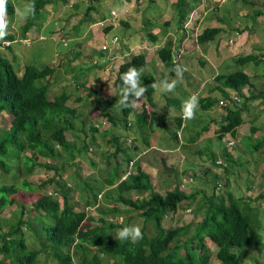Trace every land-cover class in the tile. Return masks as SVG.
<instances>
[{"label":"trees","instance_id":"obj_1","mask_svg":"<svg viewBox=\"0 0 264 264\" xmlns=\"http://www.w3.org/2000/svg\"><path fill=\"white\" fill-rule=\"evenodd\" d=\"M56 1L58 0H33L36 8L35 16L23 21L19 36L24 37L27 28L40 18L41 10ZM226 1L223 2L224 16H220L227 18L228 21L233 18L230 15L234 13V6L232 2L226 4ZM238 1L240 0L235 3L238 8H242ZM192 2L194 0H175L172 4L178 23L183 22ZM219 3L220 0L213 1L214 8L211 10L220 11L215 9V5ZM242 3L255 6L253 0H242ZM13 4V0H8L9 21L14 17ZM252 12V15L260 13L258 9H253ZM220 31L221 28L217 26L203 29L197 36L198 44L213 40ZM15 35L10 33L5 39L12 41ZM148 36L154 41L157 38L153 34ZM171 44L172 41L169 39L159 50L160 58L167 67L175 65L172 60ZM253 59L256 60L257 57L245 56L239 60L245 62ZM144 64L145 57L140 53L133 55L119 66L115 78L118 95L122 87L120 75L130 67L138 69ZM52 73L53 68L48 65L37 66L26 63L23 73L18 75L12 61L0 51V111L6 110L11 116L9 129L0 133V174L2 171L0 211L8 205H16L7 230H2L0 227V264H206L211 256L218 259L221 264H245L243 258H251L253 264H260L257 258L246 253V248H264V241L259 234L263 225L261 221L264 207L260 204L264 203V186L262 192L255 198L244 194L237 195L229 189L225 191L226 180L214 174L213 177L217 176L214 180L215 191L209 195L202 194L200 204L195 209L201 213V219L193 226L190 236L185 238L182 236L187 235L191 223L165 227L163 220L184 201L191 200L192 203L197 194L203 193L202 189L187 194L176 185L172 190L161 193L155 190L148 173L139 166L135 169L128 167V160L125 158L117 160L116 164L108 169L94 167L98 172H103L105 186L115 188L116 197L131 200L127 209H122L115 197L116 205L106 210L98 209L100 216L93 223L94 219L84 210L76 209L77 202L72 194L73 191L78 190L85 206L93 205L97 194L104 186L102 185V188L95 192L88 181L77 182L73 185L74 190L70 188L71 183L67 182L65 188L57 186L54 193L42 192L35 200L25 202L21 197V189L33 192L41 190L53 181L58 182L61 179L59 168L63 169L64 165L71 162L83 149L79 150L75 147L65 134L66 130L73 129L69 114H75L74 108L66 103L69 97L67 92L64 90L53 98L48 97L49 81L45 78ZM214 79L224 98L230 101L229 104H237V102L227 95L224 88H232L240 92L250 83L249 76L241 70L217 74ZM153 82H157L153 76L141 78V85L149 86L145 94L150 102L153 100L154 90L150 87ZM238 95L244 97L240 93ZM260 95L261 93H257L251 98ZM199 100L206 109L220 99L207 96ZM108 103L109 100L100 99L97 107H100L101 113L106 114L111 123H114V116L105 113L102 109ZM121 110L124 116L122 123L126 124V118L132 107ZM241 112L240 107L226 108L217 130L219 138H222L226 132L235 135L236 128L244 121ZM146 115L145 112L137 114V126L145 120ZM177 122L180 126V120ZM96 129L92 126L91 131ZM254 130L255 128H252V132ZM173 134L176 136V132ZM112 141L118 152L121 147L118 138L112 137ZM57 149L67 154V158L62 162L63 166L56 168L50 162H38L39 157H60ZM124 152L128 154V151L124 150ZM225 156V160L232 159L226 151ZM13 159L16 162L13 163ZM216 164L225 168V171L228 170L226 166H231L223 160L222 163ZM37 165L53 168L54 174L48 180L35 184L26 176L31 175ZM9 166H14V173L10 174ZM128 169L130 174L122 179V175ZM7 173L11 175L9 181ZM193 177L195 174L192 173L189 180H193ZM189 180L186 181L194 182ZM219 181H222V186L217 190L216 185ZM132 212L142 219L143 239L135 244L117 241L114 235L120 228L130 225ZM118 216L121 217L120 221ZM211 243L214 248H210ZM41 257H43L42 263H40Z\"/></svg>","mask_w":264,"mask_h":264},{"label":"crops","instance_id":"obj_2","mask_svg":"<svg viewBox=\"0 0 264 264\" xmlns=\"http://www.w3.org/2000/svg\"><path fill=\"white\" fill-rule=\"evenodd\" d=\"M59 1L60 0L53 2L52 4L46 5V7L41 10L40 18L37 21L33 22L27 28L25 33L32 35L35 34L37 36L38 35L44 36L43 32H49L51 35L54 34V32L56 31L54 28H57L59 20L61 21V19H55V16L60 17L61 15L59 13L57 15H54L53 18H49V17L52 14L57 13L56 6ZM213 1H218V0H194V2H192L191 5L188 7L183 22L178 23L177 16L174 11V7L172 6L175 0H171L169 2L170 7L172 6L171 11L173 12L172 15L169 14V17H171L170 18L171 22H168V20H166L164 21L165 25L162 24L163 22H161L160 19L163 15V10L161 9L162 6L161 7L156 6L157 3L158 4L161 3L160 0H143V3L142 0H91L84 3L85 7L82 6L81 3H78V8L77 5L74 7V11L72 12L73 15L71 16V19L69 18L68 21L65 20V22H62L67 24L68 22L70 23V21L73 20V17L77 19L74 22H72L69 26L66 25V27H68L69 30L68 33L67 31H65V33L63 34L66 45L68 44L67 43L68 38H71L72 40H74L73 46L66 50H62L61 52L55 51L50 56V59L48 61H45V65H48L51 68H53V73L45 78L46 80L48 79L49 81L48 97L53 98L55 95L65 90L69 95L66 103L68 106L74 108L75 110L74 111L75 114L71 113L69 114L70 117L68 116L69 120L72 122L73 129L71 128L72 130L71 129L66 130L69 132V135H71L70 138H68L66 135L67 139L70 142L74 143L75 147L79 148V150L81 148L84 149L85 145L80 146L84 140L86 141V143L93 144L95 146L97 143V148L99 149L100 148V145L98 144L99 138H103L104 139L103 143L105 144L106 143L110 144L112 137H118L119 139V135H117L115 127L122 124L127 127V131H125V136L123 137V140L120 141L121 144L118 142L121 146L118 152L121 155L117 154L116 147L114 148L115 149L114 156L116 157L117 155L116 160L120 161V160H124L125 158L128 160V165H127L128 167L131 164L130 162H132L133 164V166H131L132 169H135L137 166H139L143 171L148 173L150 176L149 170L152 168V166L147 170L146 166H150V165L148 160L145 159V156L150 153L149 152L150 150L156 149V151L160 150L162 152L166 151L167 154L169 153L170 156L168 157L167 161L170 166H163V167L171 174V176L175 172L176 180L174 181H179V183L182 182L183 178L181 180V177L182 174H184L183 172H185V170H188L189 172L192 171V173L195 174L196 177H204L205 173L203 174V172H207L210 166H196L195 162L198 161L199 163L206 164L208 158L204 156V153H202L201 150L200 151L193 150L189 154L186 150L187 148L185 143L182 140H179L181 128L182 127L186 128V124L184 123V120L180 118L181 114L179 115V110L177 112L170 114L172 116L171 117L172 119L170 121L162 120V122L167 123L168 125L167 128H169V125L172 121L173 124L175 123L176 131L177 130L179 131V135L177 134L176 136L174 134L172 135V137L174 138L173 141L174 143H173L170 140H168L167 137L163 136V134L159 132L156 134H151L152 131H154L152 127H151L152 131L151 130L147 131L146 134L141 136L140 140L134 139L133 141L134 138L133 129H139V127L145 125L144 123L148 125L149 124L148 121L149 122L153 121L154 114L152 115L151 114L152 112H149L145 106L148 107L149 104L154 107L155 105L154 98L152 102H150L148 101L146 94L144 95L143 99L139 102L138 107H132V111L129 112L126 118V124H123L120 120H118L117 116L114 117L115 122L111 123V121L108 119V116L106 114H102L100 111V107H97V103L100 102V99H107L110 101V103H108L104 108L102 107L101 108L105 111V113L111 114V111L108 110L107 107L112 104V100L114 98H117L116 100L119 99L118 97L119 95L116 92V85H115V78L117 75L118 68L124 61L129 60L133 55L140 53L144 55L145 64L141 66L143 67L142 75H145L148 72L146 66L149 65L155 70V75H146V76L155 77L157 82L164 80L166 76H170V75L176 79V75L173 70L177 65L183 67L185 69L182 78L184 82L181 83H185V85H187L188 84L187 79L190 78L195 79V77H197L196 74L191 71L192 68L194 67L191 66V61L197 54L199 55L200 53V55L202 56L201 58L202 61L205 62L210 61L212 65L215 66V70L212 74L211 73L209 74L208 78L202 79V83L199 86L198 90L205 85L204 83L207 84L211 83L210 77L212 76V79L214 81V84H212V88L218 90L221 93L218 84L214 79L215 76L217 74L231 73L233 71L229 72L228 70H231L238 65H241V69H237V70H241L249 76L250 83L246 84L242 88V90H240V92L232 88H224L228 96H230L234 92H237L238 94L239 93L242 94L244 97H241L240 102H237V104H232V103L228 104L225 108L219 106L218 101L214 105L219 106V109L223 110L224 113L222 117L219 119L220 124L222 122L223 116L226 113L227 107H240L242 110L241 115L244 120L242 124H245L246 122L251 123L249 124L250 126L248 127V131L245 132H249L252 137L258 139L259 137H262L263 138L262 143H264V82H262V76H264V70L262 72L253 70L254 65H257L259 62H262V60H264L262 58L264 56V33L260 29V28H264V19L258 16L253 21H240L238 17L240 15V11L242 8L233 9V11L237 10V13L234 15L236 16V19L232 18V20H230L231 24L227 22V18H223L222 16L219 17L216 16L217 18L216 17L209 18L208 17L209 11L212 8H214ZM223 2L224 0H220V3L218 5H215V9H220V11L223 12L224 11ZM164 8L165 7L163 6V9ZM64 9L71 11L70 8H66V5L64 6ZM153 9L156 10L160 9L161 17L160 16L155 17L153 15ZM110 10L116 12L117 17L111 16ZM105 18L110 20L112 19V21H109L108 23L109 26L108 25L106 27L99 26L97 22ZM22 23L23 21L21 22V24ZM214 26L220 27L221 31L217 35H215L213 40L202 43V47H201L197 42V36L202 32L203 29ZM15 34H16L15 37L17 36V38L12 40L11 45L0 51L9 60L16 62L17 60H20L22 62L20 63L21 65L19 66V69H16L18 75H21L24 71L25 64L28 62L24 63L25 62L24 58L22 59L19 56V52L13 47V43L20 41L18 39L22 38L19 37L18 30L15 32ZM26 34L24 35V37H29V38L33 37ZM148 34L155 35L157 37L156 40L154 41L149 39ZM86 35H90V37L85 38ZM169 39L170 41H172L171 53H172L173 63H175V65L171 67L165 66L159 55L160 48ZM6 40L8 39H5L4 41ZM137 40L142 41V43L139 44ZM22 41L26 42L25 40H21L20 42ZM2 42L3 41H0V44H2ZM60 43L64 45L62 42ZM102 45H106V48L102 49ZM44 50H45L44 45L39 46V51L38 49L33 50L32 55L36 57V60H39V57L43 55ZM245 56H255L257 57V59L260 58L262 60L260 61V59L259 60L253 59L250 61L241 62L239 59L240 58L243 59V57ZM80 59L88 60L86 63L83 62L81 63L84 67L77 63L76 60H79V63L80 61H82ZM68 61L70 63V66H65V63H67ZM159 61L161 63V72L158 70L159 67L157 68V72H156L155 66L158 65ZM73 62L74 64H76L75 68H80V67L83 68H80V70L77 72L71 73L70 71L72 70ZM230 62H232L231 65H229ZM90 70L92 71L90 72ZM221 70H224L223 72L225 73H221L222 72ZM97 71L99 75V78L98 76H96L97 81L89 82L91 75H94L95 73L97 74ZM89 72L91 73V75ZM77 76L81 77L80 81L78 80ZM198 77L200 78V74H198ZM181 83H179V85H182ZM57 87H59V89H56ZM53 89L56 90L53 91L51 96H49V93L52 92ZM90 89L93 91H90ZM154 92L155 90L153 91L152 96L154 95ZM156 92L158 94V91ZM257 93H261L260 97L251 98L252 95H255ZM204 97L205 96H203L202 98ZM215 97H217L218 100L224 98V97H219V95H216ZM199 102L201 101L199 100ZM200 106L201 108H203L202 105ZM250 107H253V111H254L251 117L248 116L247 114ZM144 112L145 114L147 113L146 115L147 117H144L145 120L142 123H140L139 126H137L136 124L138 122L137 114L138 113L144 114ZM121 114H122V110H121ZM211 114L212 113H210V115ZM101 117L105 118L106 121L108 122V125H106L102 129L99 127L100 120L102 119ZM177 120H180V126L178 125ZM79 124L81 125L85 124V127L82 128L79 126ZM115 124H117V126H114ZM10 125H11V116L9 112L6 110L0 111V133L3 130L9 129ZM241 125H239L236 128L235 135L226 132L223 138H227L229 136L233 137L239 134ZM92 126H95L97 128L96 131H91ZM207 126L203 127L201 129L202 132L200 133L198 132L195 137L189 136L188 138H190L191 140L203 139L204 136L202 133H204V131L207 129ZM252 128H255L254 132H252ZM78 130L87 132V135L85 133L78 135ZM71 131H73V134L71 133ZM91 147L88 146L89 150L92 149ZM263 147L264 144L257 145V148H260L261 150L263 149ZM83 149L80 151V153H78L75 156V158L71 162H68L69 165L73 166L76 163L75 161H79L78 159L81 158L83 159V157L80 156L81 152H83ZM57 150L60 154V158L62 159V161L67 158V154L65 152H61V150L59 149ZM124 150L128 151V154H126ZM197 153L199 154L198 158L193 159L190 157V155ZM230 154L232 156L234 155L232 154V152H230ZM178 155H180L181 157L179 161L180 166H171L173 159ZM127 156H129L130 158H128ZM53 161L55 160L49 162L51 164H54ZM96 161L97 163H99V160ZM215 161L216 163H222L221 159H216ZM81 162H83V160ZM185 164L186 166H184ZM257 166L259 167L257 170L254 168L251 169L249 172L247 171L248 174L243 173L242 175L243 176L242 180H245L248 177H250L249 174L253 172L259 171V175H260V180H259V183L261 185L260 191L255 196L252 197H251V192L246 191L244 195H246L247 197L255 198L263 190L264 160H261ZM9 167L10 169L8 171L10 172V174L14 173L13 171L14 166H9ZM216 167L219 168L218 166ZM214 168L210 167V169H214ZM100 169L104 170V167L100 166ZM93 171L95 172V170ZM10 174L7 173L8 181L11 178ZM190 175H188L187 178L188 180ZM29 176L28 179L30 180ZM237 176H239V174ZM161 177L163 176L161 175ZM163 178L168 179L169 177L167 176ZM79 179L83 180V178H79ZM187 179L183 181L186 182L187 185L189 186L192 185L191 187H193L195 183L192 182L188 183V181H186ZM189 181H194V180H189ZM197 190L198 189L194 187L192 188V190H189V192H185V191L184 192L190 194L196 192ZM20 192H22L23 194H27V193L29 194L30 191L21 189ZM200 194H201L200 196L201 199L203 193ZM13 205L16 207L15 204ZM175 211L171 213H174Z\"/></svg>","mask_w":264,"mask_h":264},{"label":"rangeland","instance_id":"obj_3","mask_svg":"<svg viewBox=\"0 0 264 264\" xmlns=\"http://www.w3.org/2000/svg\"><path fill=\"white\" fill-rule=\"evenodd\" d=\"M91 1V0H77V2H75L74 6L70 8V6H68V0L62 1L60 0L57 3V10L55 14H52L49 18H53L54 15H57L60 13V17H56L55 19H61V21L59 20L58 26L57 28H54L56 31H52L54 32V34H50L49 32H43L44 36H42V38H40L41 35H35V34H26V35H30L33 36L30 40L26 41V42H14L13 43V47L19 52V56L23 59L24 58V63L28 62V63H33L35 65L38 66H42L45 65V61H48L50 59V56L55 52H61L62 50H66L70 47L73 46L74 44V40H72L71 38H68L67 40V45H62L60 42H58V39L60 37V35L64 34L65 31H67L69 28L66 27L69 26L72 22H74L75 20H77L76 18L73 17V20L70 21V23L68 22L67 24L62 23L68 21V19H71V16L73 15V11H74V7L77 5L78 8V3H81L82 6H84V3ZM171 0H160L161 3H157V7H161L162 6V10H163V15L161 17L160 14V9L156 10L153 9V15L155 17L160 16L161 18V22H163L162 24L165 25L166 20H168V22H171V17H169V14L172 15V11H171V7L169 5V2ZM234 1V2H233ZM237 0H227L226 4H229L230 2H232V6H234V9L238 8L237 6ZM255 2V6L251 7L246 3H242V0L238 1V4H241L242 9L240 11V15L238 17V19L240 21H253L256 19V17H260L264 19V0H253ZM14 4L16 6H20L22 5L24 2H26V0H13ZM236 2V3H235ZM66 3V4H64ZM143 3V0H142ZM168 4V5H167ZM66 5V8H70L71 11L65 10L64 6ZM163 6L165 7L163 9ZM240 6V5H239ZM85 7V6H84ZM253 9H258L259 10V14L252 15V11ZM232 12V10H230ZM234 13L231 16H234L237 13L236 11H233ZM62 13V14H61ZM222 15L224 16V14L222 12H220L219 10H214V11H210L208 14L209 18L212 17H216V15ZM215 15V16H214ZM226 17L228 16L225 13ZM70 16V17H69ZM250 16V17H248ZM66 18V19H64ZM8 19V17H7ZM17 19V20H15ZM92 19V18H91ZM90 19V20H91ZM233 19H236V16L233 17ZM9 21V19H8ZM214 21V20H213ZM21 20H19L16 17H13L10 21H9V33L11 34H15V32L18 30V33L20 32V25H21ZM229 24H231L230 20L227 21ZM66 27V28H65ZM263 33H264V28H260ZM14 32V33H13ZM84 32V31H83ZM82 32V33H83ZM40 33V32H39ZM20 37V36H19ZM90 35H86L85 38H89ZM17 38V36L15 37ZM19 40V39H18ZM137 42L139 44L142 43V41L137 40ZM24 43V44H23ZM10 44V42L8 43ZM5 45V46H4ZM11 45V44H10ZM9 45V46H10ZM45 46V50L43 52V55L41 57H39V60H36V57L33 56L32 51L33 50H37L39 51V46ZM202 47V44H199ZM204 45V44H203ZM6 41H3L2 44H0V50H3L7 47ZM4 47V48H3ZM85 50V49H84ZM200 52V51H199ZM195 56V55H194ZM65 58V56H64ZM86 58V57H85ZM82 58V59H85ZM202 56L197 54L193 60L191 61V66H194L192 68V72L196 74L197 77H195V79H187L188 80V84L185 85V83H181L184 82L183 80L180 82L182 85H179V83L177 84L176 89L174 90V92L168 93V94H163L154 92L153 98H154V102L155 105L154 107L152 105L148 104V107H146V109L149 112H152L151 114L153 116V121L151 118L152 122H149L148 120V125L146 123H144L145 125H142L141 127H139V129H133V133H134V139L135 140H140L141 136L146 134L147 131L151 130V127L153 128L154 131H152L151 134H156V133H161L163 134V136L167 137L168 140H170L171 142L174 141V138L172 137L173 133L176 131V126L175 123L173 124L172 121L169 125V128H167V123L162 122V120H167L170 121L172 118L171 115H168V109H174V112H177L179 110V115L181 114V104L183 101L187 100L193 93H195V95H197L199 98L205 96H216L219 95V97H224L218 90H215L214 88H212V84H214V81L212 79V76L210 77L211 83L207 84L204 83L205 85L198 90L199 86L202 83V79H206L209 77V74L213 73L215 70V66L212 65V63L210 61L205 62L202 61ZM58 59V58H57ZM80 59V60H82ZM42 61V62H41ZM78 64L82 65L81 63H86L88 60H82L79 63V60H76ZM75 62V61H74ZM73 62V67L72 70L70 71L71 73L77 72L80 70V68H75L76 64H74ZM264 63V61H262ZM259 62L257 65H254L253 70L254 71H259L262 72L264 69L263 63ZM13 66L15 69H19V66L21 65L20 63H22L20 60L16 61H12ZM232 62L229 63V65H231ZM65 66H70L69 61L67 63H65ZM149 66V65H148ZM148 72L145 75H142V77L146 76V75H155V70L149 66ZM159 67V68H158ZM143 69V67H139L138 69ZM157 68L158 70L161 72V63L159 61L158 65L155 66L156 72H157ZM237 69H241V65L236 66L235 68L228 70L230 71H234ZM94 70V69H92ZM90 70V72L92 71ZM221 73H225L223 72L224 70H221ZM89 72V73H90ZM198 74H200V78L198 77ZM91 75V73H90ZM96 76H98V71L97 74L95 73L94 75H91L90 81H94L96 82ZM166 76V75H165ZM171 76V75H170ZM166 76L165 79H168L169 81H171L172 79H175L173 76ZM75 78V77H73ZM78 80L80 81L81 77H78ZM190 80V81H189ZM262 82H264V76H262ZM111 88V87H110ZM56 89H59V87H57ZM55 89V90H56ZM54 89L52 90V92L49 93V96L52 95L53 91H55ZM111 90V89H110ZM117 98H114L112 100V104L110 106H108V110L111 111V114L114 117H118V120H120L121 122H123L124 116L121 114V109L116 105V100ZM218 99V98H217ZM145 103V101H144ZM201 102H199V107L197 109L196 112V117L195 119L192 120H184V123L186 124V128H181L180 130V138L179 140H182L185 145H186V150L187 152L190 154L191 151L193 150H201L202 153H204V156L207 157V161L206 164L204 163H199L198 161H196V166H210V167H216L218 166L219 168H214V169H210L207 170V172H203L204 177H194L193 180L195 183L193 187L187 185L185 181V179L188 178V175L192 174V171H188L185 170V172H183L184 174H182L181 180L182 182L179 183V181H174L176 180V174L175 172L171 174L163 167V166H170L168 164V157L170 156L169 153L167 154L166 151L162 152V151H156L155 150H150L149 154L145 156V159L148 160L149 165L150 166H146L147 170L152 166V168L149 170L150 173V177H151V181L154 185L155 190L164 193L167 190H172V188H174L176 185L179 186V188L185 192H189V190H192V188H197V189H202L203 194L209 195L211 192H214L215 190V185H214V180L217 177L215 175V177H213L214 174H217L219 177L223 179L224 181L226 180L227 185L225 184L224 190H231L233 191L235 194L240 195V194H245L246 191H250L251 192V197L255 196L259 191H260V175H259V171L257 172H253L250 175V177H248L245 180H242L243 178V173L248 174V172L251 169H258L259 167L257 166L258 163L261 160H264V147H263V151L260 148H257V145H263L264 143H262V137L255 138L252 137L250 135L249 132H245L248 131V127L250 126L249 124H251L250 122H246L245 124H242L240 126V133L237 134L236 136H233L234 138V144L230 147L227 146L225 139L226 138H219L218 137V128L220 126V118L222 117L223 110L219 109V106L217 105H212L206 109L201 108ZM144 105V104H143ZM173 112V113H174ZM210 113H212L210 115ZM254 113L253 111V107H250L248 110V116H252ZM118 114V115H117ZM150 114V113H149ZM210 115V116H209ZM102 119L100 120V128L102 129L103 127H105L106 125H108V122L106 121L105 118L101 117ZM7 122V121H6ZM208 125V126H207ZM80 127H85L84 125L79 124ZM114 126H117V124H115ZM132 126V125H131ZM207 126V129L204 131L203 139H193L191 140L190 138H188L189 136H193L195 137L196 134L203 128ZM137 127V126H136ZM165 127V128H164ZM138 128V127H137ZM117 135H119V139L118 142L120 143V141L123 140V137L125 136V131H127V127L120 124L119 126L115 127ZM154 132V133H153ZM71 133L73 134V131H71ZM85 133L87 135V132H83L82 130H78V135H81ZM245 133V134H244ZM66 135L68 138L71 137V135H69V132L66 131ZM105 136V135H104ZM118 138V137H117ZM197 140V141H196ZM104 139L103 138H99V145L100 148H97V143L96 146L93 144H89L86 143V141L84 140L82 142V145H85L83 152H81L80 156L83 157V159H78L79 161H75L76 163L71 166L68 163H66L63 167V169L59 168L62 165V159L60 157H39L38 158V162L39 163H47L49 161L55 160L54 162V166H56V168H59L61 170V174L62 176L60 177L61 179L56 182L53 181L51 183L46 184V187L42 188L41 190H36V191H30L29 194H23L21 193V197L25 202H30L35 200L42 192H48V193H54L56 191L57 186L59 187H66L67 182L71 183L70 184V188L72 190L73 189V185H76L77 182H83V181H88L89 186H91L93 188V191L98 192L101 188L102 185L104 186L98 194L96 196L95 202L93 205L90 206H85V202L84 199L81 198V193L76 190L73 191V199L75 200V202H77V208L79 210H84L88 216H90L92 219V222L94 223L96 221V218L98 216H100V213L98 212V209H108L112 206H114V198L117 196L116 190L114 187H107L105 186V182L103 179V172H98V170L95 169L94 166L98 167H104L105 169H108L109 167L113 166L115 164V162H117V155L116 157L114 156L115 153V143L114 141L111 140L110 144L109 143H103ZM196 141V142H195ZM85 143V144H84ZM174 143V142H173ZM121 144V143H120ZM89 147H91L92 149L89 150ZM97 148V149H96ZM153 151V152H152ZM225 151L227 153H229L230 157L232 156L230 154V152H232V154H234L231 158V160H235L234 162H232L231 160H225L226 156H225ZM117 154L121 155L119 152H117ZM191 158L196 159L199 157V154H192L190 155ZM180 155H178L177 157H175L172 161L171 166H180L179 161H180ZM216 159H221L224 162H226L227 164H231V166H226L228 167L225 171V168H223L222 166H219L216 164ZM77 160V159H76ZM83 160V162H81ZM96 160H99V163H97ZM13 163L16 162L15 159L12 160ZM215 161V163H214ZM188 162V161H187ZM186 166V164L184 165ZM95 170V172L93 171ZM214 170V171H213ZM217 170V171H216ZM248 171V172H247ZM209 173V174H208ZM2 174V171H1ZM54 174V169L53 168H47L44 166H40L37 165L32 173V175L29 176L30 180L32 182H34L35 184H38L40 181H46L48 180L52 175ZM91 174V175H89ZM239 174V176H237ZM161 175L163 177H169L168 179H165L163 177H161ZM28 178V176H26ZM79 178H83V180H80ZM1 181V179H0ZM178 183V184H177ZM183 183V184H182ZM58 184V185H57ZM63 185V186H62ZM184 185V186H183ZM198 186V187H197ZM90 192V188L87 189ZM200 196L201 194L196 195V197L193 199L192 203H190L191 200H186L183 203H181V205L179 206V208L171 214H168L165 219L163 220V224L165 227L168 226H178V225H182V224H189L191 223V227L189 232L187 233V235H183L182 238L185 237H189L193 226L195 225V223H197V221H199L201 219V213L197 212L195 209L196 207H198V205L200 204ZM83 197V196H82ZM121 208L122 209H127L130 207V203L131 200L130 199H123L120 196L116 197V199ZM116 205V204H115ZM261 207H264V203L260 204ZM15 209L14 205H8L6 208H4L3 210L0 211V227L2 228V230H7L8 227V223L11 222L12 218H13V210ZM128 215V213H127ZM132 219L130 221V225H138L141 228L142 225V219L140 217H138L135 213H131ZM119 217V216H118ZM118 220H121V217L118 218ZM91 222V223H92ZM262 226L259 230V234L260 237L262 239V241H264V213L262 215ZM213 244H210V248H214V246H212ZM246 253H250L251 255H253L255 258H257V260L260 262V264H264V248H246ZM244 263L245 264H253V260L251 258H243ZM112 261V260H110ZM43 262V257H41L40 263ZM206 264H221V262L216 259L214 256L211 257L210 260H208V262Z\"/></svg>","mask_w":264,"mask_h":264},{"label":"clouds","instance_id":"obj_4","mask_svg":"<svg viewBox=\"0 0 264 264\" xmlns=\"http://www.w3.org/2000/svg\"><path fill=\"white\" fill-rule=\"evenodd\" d=\"M75 2H77V0H68L67 4H69L68 6H70L71 8L75 5L74 4ZM7 4H8V0H0V41H4L5 38L9 35ZM13 8H14V16L21 21H25L28 18H32L35 16L36 8L33 0H26V2H24L20 6H16L15 4H13ZM110 15L117 17L116 12L112 10H110ZM109 21H112V19L110 20L105 18L99 20L97 23L99 24V26L106 27L107 25L109 26L108 24ZM40 38H42V36H40ZM25 39L30 40L31 38L30 39L29 37L19 38L20 41ZM6 41H9L10 44L12 43V41L10 40H6ZM59 42H62L64 45H66L65 39L62 34L59 37ZM10 44H8L7 46H9ZM105 48L106 45H102V49ZM262 58L264 59V56ZM173 71L175 72L176 79H172L171 81H169L168 79H164L159 82H153L150 85V87L153 90H156L163 94L174 92V90L177 87V84L182 81L183 73L185 69L177 65ZM142 73H143L142 68L137 69L136 67H130L120 75L119 79L122 81V87L119 92V96H118L119 99L116 102V105L120 109L139 106V102L143 99L149 87L148 85H143V86L141 85ZM198 107H199V97L193 94L187 100L182 102L180 118L186 121L195 119ZM173 112L174 109H170V108L168 109V115L172 114ZM176 134L179 135L178 130L176 131ZM131 166H133L132 162L130 164V168ZM114 238L117 241H128L135 244L141 239H143V233L138 225H128L120 228L117 231L116 235H114Z\"/></svg>","mask_w":264,"mask_h":264},{"label":"built area","instance_id":"obj_5","mask_svg":"<svg viewBox=\"0 0 264 264\" xmlns=\"http://www.w3.org/2000/svg\"><path fill=\"white\" fill-rule=\"evenodd\" d=\"M25 41H28V40L25 39ZM8 43H9V41H6V44H7V45H8ZM103 47H105V46H103ZM230 98L233 99V100H235L236 102H240V100H241V97L238 95L237 92L232 93V94L230 95ZM229 102H230V101L228 100V98H223V99H220V100L218 101V104H219V106L225 108V107L229 104ZM226 143H227L228 146H232V145L234 144V139L231 138V137H227V138H226ZM130 163H131V162H130ZM128 174H130V169H128V170L126 171V173L123 175V178H125ZM191 177H192V176H190L189 179H191ZM221 186H222V181L217 182V185H216L217 189H218V188H221Z\"/></svg>","mask_w":264,"mask_h":264}]
</instances>
